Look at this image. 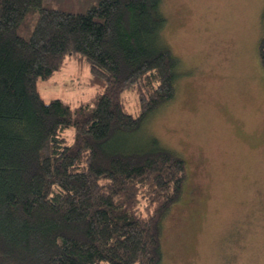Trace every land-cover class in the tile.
Returning a JSON list of instances; mask_svg holds the SVG:
<instances>
[{
	"label": "trees",
	"instance_id": "16d2710c",
	"mask_svg": "<svg viewBox=\"0 0 264 264\" xmlns=\"http://www.w3.org/2000/svg\"><path fill=\"white\" fill-rule=\"evenodd\" d=\"M162 6L0 0V264H163L161 221L186 161L153 137L147 148L115 144L176 93ZM70 57L88 63L94 94L45 100L38 80Z\"/></svg>",
	"mask_w": 264,
	"mask_h": 264
},
{
	"label": "rangeland",
	"instance_id": "374dc122",
	"mask_svg": "<svg viewBox=\"0 0 264 264\" xmlns=\"http://www.w3.org/2000/svg\"><path fill=\"white\" fill-rule=\"evenodd\" d=\"M162 7L164 41L181 73L176 93L115 144L147 148L153 137L186 161L182 195L161 221L163 264H264V0H163ZM89 76L86 60L70 57L37 85L45 100L76 104L95 92ZM131 99L126 109L135 115Z\"/></svg>",
	"mask_w": 264,
	"mask_h": 264
},
{
	"label": "flooded vegetation",
	"instance_id": "af4514ba",
	"mask_svg": "<svg viewBox=\"0 0 264 264\" xmlns=\"http://www.w3.org/2000/svg\"><path fill=\"white\" fill-rule=\"evenodd\" d=\"M230 263L234 261L233 255L231 254V258L228 260Z\"/></svg>",
	"mask_w": 264,
	"mask_h": 264
}]
</instances>
